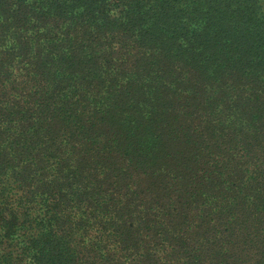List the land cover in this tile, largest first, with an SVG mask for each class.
<instances>
[{
  "label": "trees",
  "instance_id": "16d2710c",
  "mask_svg": "<svg viewBox=\"0 0 264 264\" xmlns=\"http://www.w3.org/2000/svg\"><path fill=\"white\" fill-rule=\"evenodd\" d=\"M0 264H264V0H0Z\"/></svg>",
  "mask_w": 264,
  "mask_h": 264
}]
</instances>
